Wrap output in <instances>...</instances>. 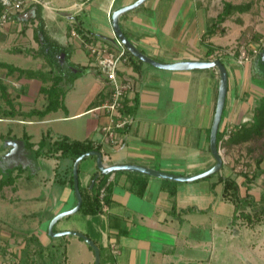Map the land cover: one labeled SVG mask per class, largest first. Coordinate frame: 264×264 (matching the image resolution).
<instances>
[{
	"label": "crops",
	"instance_id": "obj_1",
	"mask_svg": "<svg viewBox=\"0 0 264 264\" xmlns=\"http://www.w3.org/2000/svg\"><path fill=\"white\" fill-rule=\"evenodd\" d=\"M13 1L0 0V15ZM135 1L30 0L22 11L12 14L5 23L0 24V63L39 74L37 77H30L19 71L10 72L9 68L0 65V80L10 93L12 103V106L4 103L0 90V105L4 109L0 112V120L23 125L20 132L10 126L8 136L10 139L11 136H19L24 140L23 152L26 151L29 158L33 157L34 162L39 163L31 172L27 171V165L22 167L12 163L6 167L4 171L16 168V174L17 167H20L22 172L15 182L4 188L20 191L17 180L25 177L27 183H23V190L26 198L38 201L42 199V194L32 193L31 180H37L35 184L38 188L47 184L63 187L60 197L47 209L49 218L46 221L38 220L41 214L33 212L29 216L37 217L38 223L34 221L36 228L23 232L24 235L35 233L45 246L52 243V238H56L49 233L52 219L76 206L73 189L68 183L58 180L64 179L67 182L75 161L58 155L37 157L34 154L46 133H49L52 140L66 136L71 140L87 141L100 146L104 164L108 166L135 163L174 174L195 175L211 168L216 161L210 147L220 84V73L216 67L170 70L130 59L121 65L119 76L132 86L124 97L132 109V122L126 129H116L112 137L105 129L111 123V117L101 106L109 98L111 85L95 69V59L83 36L75 29V21L80 22L88 33L96 36V41L92 44L119 48V40L112 24L113 12ZM209 16L212 15L208 12L205 1L199 4L196 0H146L140 6L123 13L120 25L126 36L143 53L158 61L172 63L212 60L217 59V56L215 52L210 57L207 56V45H214V39L202 38L210 20L215 17ZM74 31L77 32L76 35L73 34ZM44 36L65 46L71 62L89 66L92 70L75 80L64 97L65 109L59 108L40 117L28 113L32 109L45 107L47 96L40 89L52 84L50 80L44 79L51 67L37 53ZM80 51L86 57H82ZM5 55L14 57L15 60H6ZM61 57L63 59L64 55ZM225 61L229 88L221 130L235 126L234 122L241 119V123L246 122L253 115H249L247 96L239 91L244 71L236 65V61L234 63L227 58ZM78 84L85 89L82 93L87 94L82 98L74 96ZM38 102L44 103V106L35 107ZM51 114L59 115L51 118ZM88 114H93L92 119L84 121V116ZM74 119L81 120L80 125L68 124L67 130L61 128L60 131L48 128L42 132L39 140H34L30 128H26L33 124ZM26 133L35 144L33 148H29L25 142ZM3 134L0 133V138ZM10 145L6 144L5 148L0 145L1 165L6 157L2 154L9 153ZM94 156H87L79 164L82 186L88 185L92 175L99 169ZM89 157L93 158V164L83 170L82 163ZM46 160H55L52 176L43 174L45 165L42 162ZM64 160L66 162L63 163ZM223 168L221 174L231 175L227 165ZM117 172L109 177L114 186L111 201L103 206L102 212L89 215L77 211L87 216L88 223L85 228L75 229L82 231L98 245L101 264H240L241 261L249 264L244 258L217 256L218 240L221 238L224 242V236L230 240L236 230L235 205L224 199L223 186L217 183V175L209 179L205 177L194 181H177L176 184L151 176L144 194L138 195L129 187L128 174ZM212 184H215L213 189ZM170 187H176L177 190L173 197L169 192ZM4 188L0 192V210L8 197L5 194L8 189ZM65 229L67 228H60L58 231ZM229 240L226 239L225 242ZM82 242L78 239L68 241V252L73 251L74 246V249L82 253L80 264H95V251H92L86 241ZM225 247L231 248L229 242ZM19 255L20 252L18 257ZM256 262L264 264V258L250 259V264ZM17 263V260L12 262Z\"/></svg>",
	"mask_w": 264,
	"mask_h": 264
},
{
	"label": "rangeland",
	"instance_id": "obj_2",
	"mask_svg": "<svg viewBox=\"0 0 264 264\" xmlns=\"http://www.w3.org/2000/svg\"><path fill=\"white\" fill-rule=\"evenodd\" d=\"M199 2L205 1L207 3L208 12L212 16H216L223 8V0H196ZM233 3H250L251 7L248 11L239 13H234L230 18H228L225 22L219 24L217 27V32L212 38L214 39L213 42L218 47V51L215 52L216 56H222L227 59H231L234 63L236 61V65L239 66L240 69L244 71L242 77V84L239 87L240 94L247 96L246 99L248 101V110L249 115L253 113V108L257 104L258 100L264 95V89L257 85L254 80L252 79V73L254 68V60L255 56L251 53L253 52L252 49L257 46V43L260 41L261 38L264 37V0H230ZM202 12V11H201ZM209 16V17H212ZM211 22V20H210ZM212 42V43H213ZM246 50L247 53L250 55V60L241 63L238 59L241 50ZM82 57H86V54L80 51ZM236 53L237 54L236 56ZM6 56V55H5ZM4 57V56H2ZM6 60H15L14 57H5ZM17 61V60H16ZM1 79V78H0ZM83 80V79H81ZM80 80V81H81ZM12 85L10 84V87ZM84 88H80L78 84V88L75 92L74 96L77 98L82 96H86V93H82ZM245 91V92H244ZM247 94V95H246ZM71 97V96H70ZM2 102V101H1ZM4 99V103H5ZM2 104V103H0ZM44 103L38 102L35 104V107L41 108L43 107ZM16 107V106H15ZM247 110V111H248ZM2 112V111H0ZM59 114H51L50 117H56ZM93 114H88L84 116V121L86 119H92ZM79 119L74 120H67L61 122H49L44 124H33L26 126V128L33 134L34 140H39L42 132L47 130L48 128L58 129L59 131L61 128L63 130H67V125H80ZM243 119L234 122L236 125H240ZM235 125V126H236ZM10 126L15 127L16 132H20L23 125L17 123H9L8 121H1L0 120V133H4L3 136L0 138V145L4 146L6 144H11V150L7 154L4 152L2 155L3 157L6 156L4 159L5 161L0 164V177L2 178L3 174H5V168L12 165V163L17 164L18 166H28L27 171L31 172L35 168L39 166L38 162H34V158H29V154L25 151L23 152L24 147V140L21 138L15 137L10 139L8 136V129ZM235 126H231L230 129L235 128ZM82 127V126H81ZM85 127V124H84ZM80 130V128H78ZM9 138V139H8ZM19 138V139H17ZM11 142V143H10ZM221 152L222 157H224L223 163L229 167V172L233 175L238 183L242 187V193L245 195L246 193V185H243L245 182L244 176L241 174V171L245 172L248 171L250 175H255V180L250 184L251 190L250 192L255 197L258 205L262 204L261 198L264 201V136L256 138L250 142H246L243 144L235 145V144H227L222 143L221 145ZM7 155H6V154ZM93 158H87L82 163L83 170L93 164ZM63 163L66 160L62 161ZM38 163V164H37ZM44 164V176L51 175L52 168L55 164V160H46L42 162ZM21 169L20 167H17ZM222 168V167H221ZM224 169V168H222ZM221 169V170H222ZM3 171V173H1ZM220 171V170H219ZM15 175V173H14ZM249 175V176H250ZM46 176V177H47ZM52 176V175H51ZM0 178V179H1ZM208 179V178H206ZM26 178L22 177V179L17 180V185L19 186L20 191L15 192L13 188H4L8 189L5 194L8 196L5 201H3L4 207L0 210V264H12L14 261H18L17 264H24L21 261V255L18 254L20 249H22L24 245V230L27 229H34L36 225H34V221L37 222L38 220H47L49 218V213L47 211L48 207H51L54 201L56 202L57 199L60 197V194L63 190V187L60 185H50L47 184L46 186H42L38 188L36 186V179L31 180L32 186V193L34 195L42 194V199L40 200H33L30 201L26 198L25 190H23V183H27ZM22 188V190H21ZM6 191V190H5ZM50 197V200H49ZM44 198H46L44 200ZM50 202V203H49ZM48 203L50 205H48ZM247 209V206H246ZM33 212H36L39 215V219L37 217L29 216ZM28 213V214H26ZM27 215V216H26ZM87 216L77 212L71 215L69 218H63L57 223V229L60 228H67L62 231L66 230H76V228H85L88 223ZM38 223V222H37ZM235 232L232 234V238L224 236V242L220 238L218 240V248H217V256L221 258L233 256V257H240L247 259L250 264V259L252 257L255 258H264V221L261 224H258L255 227H246L241 226L240 224L236 223ZM82 232V231H79ZM66 239L68 241H85L75 235L68 234L66 235ZM226 239L229 241V245L231 248H226L225 245L228 242H225ZM22 246V247H21ZM70 250V249H69ZM71 252H69L70 257V264H80L81 255L82 253L78 252L77 249H74L72 246ZM93 251V250H92ZM235 259V258H233ZM4 263H3V262ZM263 263V261H260ZM240 264H243L241 261ZM247 264V263H244ZM259 264V263H255Z\"/></svg>",
	"mask_w": 264,
	"mask_h": 264
},
{
	"label": "trees",
	"instance_id": "obj_3",
	"mask_svg": "<svg viewBox=\"0 0 264 264\" xmlns=\"http://www.w3.org/2000/svg\"><path fill=\"white\" fill-rule=\"evenodd\" d=\"M250 7V3H233L230 0H223L222 10L211 20L210 24L208 25V29L202 38H211L216 34L219 24L225 22L236 12L243 13L248 11ZM81 26L82 25L80 22L78 23L77 21H75V29L83 36L84 42L87 44L95 43L96 36L88 33ZM117 45L119 46V48L110 47V49L114 51H121L123 49L129 60L131 59L139 63L143 62L141 59L135 57L125 46H122L121 44ZM207 49L208 57H210L212 53L218 51V47L211 44L207 45ZM37 53L40 56L44 57L51 67V69L47 72V78L44 77V79L50 80L52 84L49 87L42 86L40 89V91L47 96V104L45 105V107L42 109H32L28 114L44 117L50 112L56 111L59 108L65 109L66 107L64 104V97L66 93L73 87L74 82L77 78L87 74L92 69L89 66L71 62L69 60L70 54L69 52H67V48L52 41L46 36L42 37V39L40 40V47L37 50ZM237 54L239 53H236V56ZM61 55H64L63 59ZM254 56L255 64L253 68L252 79L257 85L261 86L264 89V45L259 46V50ZM217 58L220 59L224 63V65H226L224 57L217 56ZM0 65L9 68L10 72L19 71L21 74H27L30 77H37L39 75L38 73L31 70H24L6 63H0ZM95 69L100 72L98 67H95ZM0 90L5 101L12 106L10 93L2 84V80H0ZM2 110L4 109L0 105V111ZM120 112L122 115L132 118V109L126 100H124L123 107L120 109ZM224 115L225 108L223 111L221 123L223 121ZM221 123L217 135V145L219 149L221 148L222 143L239 145L255 140L256 138L263 137L264 95L258 100L257 104L253 108V115L248 121L243 122L240 125H236L235 128L230 130V132V128L221 130ZM129 124L124 129H126ZM25 142L29 148H33V146L35 145L30 141V136H28L27 133L25 135ZM38 146L39 147L34 151V154L37 157L40 155H58L63 158H71L73 161H75L79 156L88 151L100 149V146H94L91 142L71 140L66 136L57 140H52L50 139L49 133L43 135L42 139L38 143ZM221 169L220 171L206 178L209 179L215 175L218 176L217 183H221L223 186L222 195L224 199L233 202L235 205L236 211L234 222L240 224L241 226L251 228L257 226L258 224H261L264 221L263 198H261L262 204L258 205L255 197L250 192L252 188L250 184L256 179L255 175H250L248 171H241V174L245 178V182H243V185H246V193L244 195L242 193V187L238 183L237 179L233 175L225 176L224 174H221ZM15 170L16 168H11L10 170L5 171V174H3L2 178L0 179V192L6 185L15 182L16 179L21 175L22 169H19L18 172L14 175ZM124 172L129 176V187L136 194L143 195L151 176L135 171H118L117 173ZM111 174L112 173L105 174L101 172L100 169H97V171L91 177V182L86 186H82L80 184L79 177L80 192L83 199L82 205L79 209L80 212L84 214L95 215L102 212L104 204L110 203L111 193L114 186V182L109 181V177ZM58 180H60V182L62 183H68L70 188L75 192L73 170L67 182L64 179ZM92 181H95L93 187H91ZM164 181H166L167 183H177V181L165 179ZM214 187L215 184H212V189ZM102 188L105 189L103 200L104 204L101 201ZM176 191V187H170L169 189L172 197L176 195ZM54 231H58L57 226L54 227ZM89 247L94 251L91 246ZM20 254V259L23 262L25 261L26 264H70L68 239H66V235L52 238V243L45 246L41 243L39 237L35 233H28L24 236V246L22 247V249H20Z\"/></svg>",
	"mask_w": 264,
	"mask_h": 264
},
{
	"label": "water",
	"instance_id": "obj_4",
	"mask_svg": "<svg viewBox=\"0 0 264 264\" xmlns=\"http://www.w3.org/2000/svg\"><path fill=\"white\" fill-rule=\"evenodd\" d=\"M146 0H136L135 2L123 6L113 12L112 15V24L114 32L118 38V40L137 58L141 59L144 62H147L149 64H152L154 66L164 68V69H170V70H190V69H204V68H212L216 67L219 70L220 73V84H219V92H218V98H217V104L214 114V120L211 128V134H210V147L211 151L215 157V164L207 169L206 171L195 174V175H180V174H174L162 170H158L152 167L139 165L135 163H121V164H114V165H105L103 161V155L102 152L99 150H91L88 151L81 156H79L73 165V176H74V189L75 194L77 198V204L75 207L68 209L66 211H63L56 215L49 225V233L53 237L63 236V235H76L84 239L95 251V264H101V255H100V248L98 245L86 234L79 231L74 230H66V231H54L55 224L63 219L66 216H69L71 214L76 213L81 205H82V195L80 192V185H79V164L80 162L86 158L87 156L95 155L97 158V165L101 172L105 174H110L117 171H135L144 173L150 176L160 177L164 179L174 180V181H194L197 179L208 177L216 172H218L221 167L223 166V157L221 155L220 149L217 145V135L218 130L220 127V123L222 120V115L227 99L228 94V88H229V75H228V69L226 65L220 60V59H212V60H183V61H177L172 63H165L158 61L145 53H143L123 32L121 25H120V16L131 10L134 9L141 4H143ZM95 181H92L91 187H93Z\"/></svg>",
	"mask_w": 264,
	"mask_h": 264
},
{
	"label": "built area",
	"instance_id": "obj_5",
	"mask_svg": "<svg viewBox=\"0 0 264 264\" xmlns=\"http://www.w3.org/2000/svg\"><path fill=\"white\" fill-rule=\"evenodd\" d=\"M29 1L30 0H14L10 3L0 15V24L5 23L12 14L22 11ZM73 34L76 35L77 32L74 31ZM119 44L124 46L120 41ZM260 45H264V37L261 38L257 43V46L252 49V55H255L258 52ZM87 47L95 59L96 67H98L101 74L106 77L111 85L109 98L103 103L101 108H103L111 117V123L107 125L105 129L112 137L115 135L116 129H123L132 122V118L122 115L120 112V109L123 107L124 97L132 86L129 81L120 78L119 70L123 63L129 61V58L123 49L121 51H114L108 46L92 43L87 44ZM250 58V55L244 49L241 50L238 60L240 59L239 61L243 63L250 60ZM230 130L231 129H229V132ZM104 195L105 189L102 188L101 201L103 204Z\"/></svg>",
	"mask_w": 264,
	"mask_h": 264
}]
</instances>
